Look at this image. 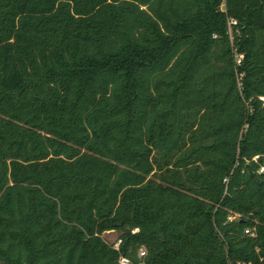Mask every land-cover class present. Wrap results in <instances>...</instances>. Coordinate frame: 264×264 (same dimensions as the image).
<instances>
[{"label":"trees","instance_id":"obj_1","mask_svg":"<svg viewBox=\"0 0 264 264\" xmlns=\"http://www.w3.org/2000/svg\"><path fill=\"white\" fill-rule=\"evenodd\" d=\"M122 256L264 264V0H0V264Z\"/></svg>","mask_w":264,"mask_h":264},{"label":"built area","instance_id":"obj_2","mask_svg":"<svg viewBox=\"0 0 264 264\" xmlns=\"http://www.w3.org/2000/svg\"><path fill=\"white\" fill-rule=\"evenodd\" d=\"M230 23H236L235 20H231ZM240 58L241 56H239V61L240 62ZM246 234H249L250 236L254 237L255 236V231H251V230H246ZM119 244H120V241H118L115 245V248L118 250L119 249ZM145 251L142 249L140 251V257H144L145 256ZM119 264H131L130 260L126 257H120V260H119Z\"/></svg>","mask_w":264,"mask_h":264},{"label":"rangeland","instance_id":"obj_3","mask_svg":"<svg viewBox=\"0 0 264 264\" xmlns=\"http://www.w3.org/2000/svg\"><path fill=\"white\" fill-rule=\"evenodd\" d=\"M231 31V29H230ZM119 234L117 232H109L103 235L104 239L110 244L113 245L117 242Z\"/></svg>","mask_w":264,"mask_h":264},{"label":"water","instance_id":"obj_4","mask_svg":"<svg viewBox=\"0 0 264 264\" xmlns=\"http://www.w3.org/2000/svg\"><path fill=\"white\" fill-rule=\"evenodd\" d=\"M248 169H249V172L252 175V177L256 178L257 174L253 172V169L250 166L248 167Z\"/></svg>","mask_w":264,"mask_h":264}]
</instances>
